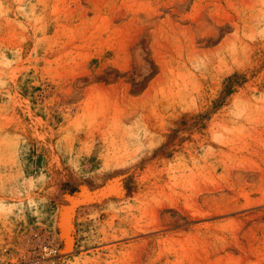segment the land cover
<instances>
[{
  "label": "rangeland",
  "instance_id": "obj_1",
  "mask_svg": "<svg viewBox=\"0 0 264 264\" xmlns=\"http://www.w3.org/2000/svg\"><path fill=\"white\" fill-rule=\"evenodd\" d=\"M0 264H264V0H0Z\"/></svg>",
  "mask_w": 264,
  "mask_h": 264
},
{
  "label": "bare ground",
  "instance_id": "obj_2",
  "mask_svg": "<svg viewBox=\"0 0 264 264\" xmlns=\"http://www.w3.org/2000/svg\"><path fill=\"white\" fill-rule=\"evenodd\" d=\"M72 202L67 201L65 203L66 208H71ZM72 218L73 214L72 212H63L62 218H61V224L63 227V236L66 238L68 242V248L72 245L73 243V236L71 235V227H72Z\"/></svg>",
  "mask_w": 264,
  "mask_h": 264
}]
</instances>
